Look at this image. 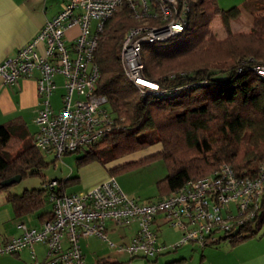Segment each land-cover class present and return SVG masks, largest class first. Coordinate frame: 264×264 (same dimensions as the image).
I'll use <instances>...</instances> for the list:
<instances>
[{
    "label": "trees",
    "instance_id": "obj_1",
    "mask_svg": "<svg viewBox=\"0 0 264 264\" xmlns=\"http://www.w3.org/2000/svg\"><path fill=\"white\" fill-rule=\"evenodd\" d=\"M187 2L189 10L181 33L142 45V74L159 83L161 92L157 94L148 92L141 97L123 70L121 40L137 24L131 10L122 5L104 22L93 58L99 71L96 92L106 96L115 126L97 143L64 154L77 153V166L95 162L110 175L154 157L162 158L167 173L158 182L162 193L158 198L189 179L213 173L222 163L229 164L237 175L254 177L264 159V76L253 69L264 65V0H257L259 6L249 30L230 34L224 40L215 38L209 22L218 14L229 28L230 20L237 18L249 2L227 9L219 8L217 0ZM214 45L228 51L224 56L211 55L215 58L197 55L213 54ZM193 56L198 61L192 60ZM154 144L161 145L154 154L109 166ZM45 155L35 146L34 135L25 134L14 122L0 123V192H7L6 199L18 215L35 212L48 203L47 181L43 187L19 194L9 192V186L1 185V181L18 174L21 178L42 175L41 169L58 158L47 162ZM74 179L77 176L58 179L56 192L65 193ZM38 217L42 223L51 219L52 209ZM262 223L264 193L255 218L228 236L230 244L254 236ZM243 231L250 233L243 235ZM98 264L123 263L104 260Z\"/></svg>",
    "mask_w": 264,
    "mask_h": 264
},
{
    "label": "built area",
    "instance_id": "obj_2",
    "mask_svg": "<svg viewBox=\"0 0 264 264\" xmlns=\"http://www.w3.org/2000/svg\"><path fill=\"white\" fill-rule=\"evenodd\" d=\"M61 1L60 10L37 34L15 55L0 62V80L4 84H12L33 70L39 71L40 107L34 119L37 126L34 143L45 154L58 158L106 138L115 126L106 96L96 92L99 71L93 58L104 22L122 5L131 10L137 24L121 40L123 70L142 95L157 94L161 92L159 83L142 74V45L166 41L181 33L189 10L187 0ZM74 25L78 26V32L67 42L65 32ZM39 42L44 43L43 53L37 50ZM253 69L264 76V65ZM56 74L63 76L64 88L57 109L51 100L57 87ZM57 185V180L46 184L52 202L51 219L39 227L19 222L20 233L1 244L0 253H16L42 242L55 264H84L78 240L90 235L107 240L117 250L145 257L186 243L200 247L218 243L255 218L264 193V159L254 177L237 175L229 164L222 163L213 173L189 179L167 196L154 199L130 197L110 174L91 187L69 193L56 192ZM232 202L236 205L235 212ZM157 215L163 224L180 230L177 240L169 243L158 240ZM108 219L121 226L136 221L137 229L127 243H114L105 233ZM63 239L67 243L65 248ZM33 264L43 262L34 259Z\"/></svg>",
    "mask_w": 264,
    "mask_h": 264
},
{
    "label": "crops",
    "instance_id": "obj_3",
    "mask_svg": "<svg viewBox=\"0 0 264 264\" xmlns=\"http://www.w3.org/2000/svg\"><path fill=\"white\" fill-rule=\"evenodd\" d=\"M247 1L249 6L258 4L257 0H217V3L219 8L227 9L228 4L230 7L243 6ZM61 2V0H0V27H3L5 31V38L0 40V62L15 55L21 46L29 42L43 24L60 10ZM77 32V25L68 29L65 32L66 41L70 42ZM37 50L39 53H43V42L38 43ZM39 75L38 70H33L12 84H4L0 80V123L14 122L25 134L35 135L37 126L34 119L40 107V98L37 92ZM54 80L57 85L55 90L58 92L56 96L61 98L64 92L63 76L56 74ZM53 102V107L56 108ZM97 169L95 171V166H92L82 176L76 175L77 179L71 180V182L77 188L69 190L68 186L72 185L69 184L66 192L91 187L108 175L106 168L99 167ZM58 186L59 182L56 189ZM45 194L46 202L51 203L49 191L46 190ZM45 206L35 212L18 215L13 205L6 199V194H0V245L20 233L18 223L21 221L28 226L39 227L42 224V219L40 220L38 214L52 209V204L49 209H45ZM155 225L158 231V240L161 242H173L180 236V230L163 224L160 215L156 216ZM136 229V221L124 226L116 224L111 219L105 222L107 239L114 243H127ZM226 240L227 238L222 240L224 242L220 241L203 247L195 243H186L154 257L132 255L126 250H117L110 246L107 240L96 235L80 237L78 243L83 254L84 264H98L104 260L123 264H264V234L259 237L246 238L234 245L227 243ZM66 246V240L63 239L62 247ZM32 251L34 256H32ZM34 259L42 261L43 264H55L51 261L47 245L42 242H35L31 247L21 248L16 253H0V264H33Z\"/></svg>",
    "mask_w": 264,
    "mask_h": 264
},
{
    "label": "rangeland",
    "instance_id": "obj_4",
    "mask_svg": "<svg viewBox=\"0 0 264 264\" xmlns=\"http://www.w3.org/2000/svg\"><path fill=\"white\" fill-rule=\"evenodd\" d=\"M229 5V4H228ZM227 5V8L230 7ZM257 5L259 4H251L246 9H244L240 15L230 20L229 28L224 26L221 22L220 16L217 14L213 17V19L209 22V29L213 32L215 35V38L218 40H224L228 37L230 34H236L240 32H247L251 26V21L253 18V14L257 13ZM259 10V9H258ZM256 11V12H255ZM253 12V13H251ZM92 25H94V20L92 21ZM218 48V50H216ZM221 49V50H219ZM228 51V49H224L223 47L219 48L217 46H213V50L210 53H203L197 55H202L204 57H212L211 55H214L215 57L218 55L224 56V54ZM209 57V58H210ZM212 57V58H215ZM194 61H198L194 56L191 58ZM190 59V60H191ZM254 68V67H253ZM257 73V72H256ZM258 74V73H257ZM137 88V87H136ZM138 89V88H137ZM54 90L53 94L51 96V100H55L54 105L56 106L55 109H57L61 104V98L59 96H56L58 92ZM139 95L143 97V95L140 93V90L138 89ZM161 149V145L154 144L152 146H148L145 149L139 150L137 152L131 153L129 155H126L122 158H118L117 160L110 162L109 166H118L122 163H125L127 161L140 159L142 157L154 154L158 152ZM79 154V153H78ZM76 157L77 153H70L63 155L62 157L56 158L55 163H49L48 166H45L41 169V174H28L25 175L23 178H21L20 181L14 182L9 186L8 191L11 193H22L25 189H32V188H39L43 187L44 181H51L55 179H63L67 176L74 177V176H82L84 172H86L87 169L90 170L92 166H95V171L98 170L97 168H102L98 163H91L87 166L79 167L76 165ZM55 158L52 154H46L45 160L47 162H51ZM167 173V169L164 163V160L159 157H154L153 159H150L146 161L143 164H138L135 166H131L129 168L125 169H119V171L115 170L114 176L119 184V186L130 196L145 200V199H154L158 196L162 195L161 191L158 188V182L165 177ZM77 188L74 184L68 186L69 190H73V188ZM6 191H2L0 194H6ZM231 206L233 208V211H236V205L234 202L231 203ZM51 207V203H47L45 206V209H49ZM253 229H256L255 224H252ZM169 230V229H168ZM171 231V230H170ZM172 232V231H171ZM249 231H243V235L249 234ZM264 234V223L261 224L259 228L256 229V233L254 236L251 237H259L260 235ZM249 238V237H248ZM227 243L229 242V237L227 238ZM225 241V242H226ZM224 242V241H221Z\"/></svg>",
    "mask_w": 264,
    "mask_h": 264
},
{
    "label": "water",
    "instance_id": "obj_5",
    "mask_svg": "<svg viewBox=\"0 0 264 264\" xmlns=\"http://www.w3.org/2000/svg\"><path fill=\"white\" fill-rule=\"evenodd\" d=\"M20 180H21V175L18 174V175L11 176L9 178H6V179L2 180L1 181V185L7 186V185H10V184H12L14 182H18Z\"/></svg>",
    "mask_w": 264,
    "mask_h": 264
},
{
    "label": "clouds",
    "instance_id": "obj_6",
    "mask_svg": "<svg viewBox=\"0 0 264 264\" xmlns=\"http://www.w3.org/2000/svg\"><path fill=\"white\" fill-rule=\"evenodd\" d=\"M5 38V31L3 29V27H0V40Z\"/></svg>",
    "mask_w": 264,
    "mask_h": 264
}]
</instances>
